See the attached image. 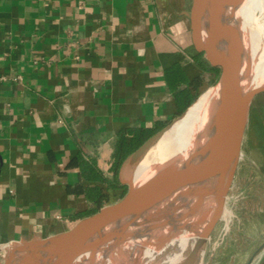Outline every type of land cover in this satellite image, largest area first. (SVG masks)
I'll use <instances>...</instances> for the list:
<instances>
[{
	"label": "crops",
	"instance_id": "obj_1",
	"mask_svg": "<svg viewBox=\"0 0 264 264\" xmlns=\"http://www.w3.org/2000/svg\"><path fill=\"white\" fill-rule=\"evenodd\" d=\"M190 3L0 0V257L117 201L121 139L163 128L206 88ZM247 139L264 180V99ZM251 264H264V248Z\"/></svg>",
	"mask_w": 264,
	"mask_h": 264
},
{
	"label": "water",
	"instance_id": "obj_2",
	"mask_svg": "<svg viewBox=\"0 0 264 264\" xmlns=\"http://www.w3.org/2000/svg\"><path fill=\"white\" fill-rule=\"evenodd\" d=\"M245 1L191 0L188 11L190 37L195 51L211 67L218 69V78L214 85L218 90L216 109L205 138L195 152L194 166L190 169L195 179L203 185L201 194L209 198L208 207L197 210L192 215L170 213L158 204L157 199L139 195L131 182L122 178L120 182L126 186V192L117 201L77 219L62 232L6 244L5 255L3 254L0 264H11L13 256L18 252L29 254V259L26 257L24 264L29 263L31 256L37 251H43V256L39 257L41 264H83L82 257L91 235L111 227L136 229L170 239L187 233L193 237V243L176 264H203L211 235L224 217L241 161L251 104L257 95L264 92V86L259 87L241 100L233 62L221 48L214 32L216 21L223 11L237 7ZM187 110L151 135L126 158L125 164H131L138 158L158 135L180 119ZM263 248L264 241L246 264H251Z\"/></svg>",
	"mask_w": 264,
	"mask_h": 264
},
{
	"label": "bare ground",
	"instance_id": "obj_3",
	"mask_svg": "<svg viewBox=\"0 0 264 264\" xmlns=\"http://www.w3.org/2000/svg\"><path fill=\"white\" fill-rule=\"evenodd\" d=\"M261 11L264 0H246L225 9L216 21L214 32L233 62L241 100L264 86V20L257 26L253 19L257 20ZM217 98V87H206L187 112L142 151L131 168L123 169L122 178L131 182L139 195L153 197L165 210L179 215H192L208 207L209 198L201 194L203 185L190 169L214 115ZM169 244L170 240L159 234L119 227L101 229L87 242L82 263L173 264L178 255L172 247L167 249ZM41 256L43 251L34 252L26 264H41ZM26 257L29 259V254L18 252L11 264H24Z\"/></svg>",
	"mask_w": 264,
	"mask_h": 264
},
{
	"label": "rangeland",
	"instance_id": "obj_4",
	"mask_svg": "<svg viewBox=\"0 0 264 264\" xmlns=\"http://www.w3.org/2000/svg\"><path fill=\"white\" fill-rule=\"evenodd\" d=\"M256 1L260 2V0ZM245 7L250 20H252L249 7L247 5ZM263 17L264 11H261L257 20L255 17L253 18L257 21L255 22V24L258 23L257 26L264 20ZM208 78L205 87L214 86L218 78V71ZM263 97L264 92L257 95L251 107H258L262 103ZM259 157L260 150L251 148L249 139H247L243 143L241 161L235 174L224 217L211 235L203 264H246L256 248L262 243L256 247L264 239V226H262L264 212L260 210L264 198V180L260 174ZM130 165L125 162L121 165L118 170L119 181L122 179L123 169L131 168ZM125 192L126 186H123L120 197ZM168 239L172 245L166 246L167 249L172 247L171 249L175 250L178 255L173 261V264H176L184 256L187 248L192 245L194 239L187 233ZM3 254L5 255L4 249L0 261ZM170 262L172 263V258Z\"/></svg>",
	"mask_w": 264,
	"mask_h": 264
},
{
	"label": "trees",
	"instance_id": "obj_5",
	"mask_svg": "<svg viewBox=\"0 0 264 264\" xmlns=\"http://www.w3.org/2000/svg\"><path fill=\"white\" fill-rule=\"evenodd\" d=\"M200 56H202L201 54H199ZM201 65L202 67L207 70L212 72L213 74H215L218 69L211 67L205 60L204 58L201 59ZM193 86L197 89L200 82L199 80H194L192 82ZM158 129H154V130H150V131H144V130H135L133 132V136L130 142H126L124 140L121 139V141L119 142L115 154H114V165H113V171H114V180L113 182L115 184H118V179H117V175H118V170L122 164V161L125 159V157L130 154L131 152H133L134 150H136L142 143H144L151 135H153L154 133H156Z\"/></svg>",
	"mask_w": 264,
	"mask_h": 264
},
{
	"label": "built area",
	"instance_id": "obj_6",
	"mask_svg": "<svg viewBox=\"0 0 264 264\" xmlns=\"http://www.w3.org/2000/svg\"><path fill=\"white\" fill-rule=\"evenodd\" d=\"M81 1H85V0H81Z\"/></svg>",
	"mask_w": 264,
	"mask_h": 264
}]
</instances>
